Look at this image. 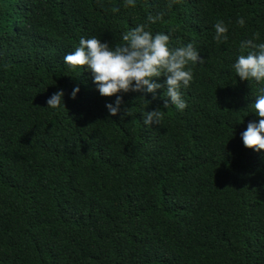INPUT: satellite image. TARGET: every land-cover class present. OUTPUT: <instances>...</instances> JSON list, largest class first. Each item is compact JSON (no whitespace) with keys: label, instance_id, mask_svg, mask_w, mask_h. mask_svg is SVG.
<instances>
[{"label":"trees","instance_id":"1","mask_svg":"<svg viewBox=\"0 0 264 264\" xmlns=\"http://www.w3.org/2000/svg\"><path fill=\"white\" fill-rule=\"evenodd\" d=\"M157 14L153 32L204 59L188 107L146 96L163 118L145 126L139 94L119 93L132 116H109L115 97L64 56L81 37L121 44ZM257 32L264 0H0V264H264V150L240 138L260 119L257 86L231 71ZM61 89L65 108H48Z\"/></svg>","mask_w":264,"mask_h":264},{"label":"clouds","instance_id":"2","mask_svg":"<svg viewBox=\"0 0 264 264\" xmlns=\"http://www.w3.org/2000/svg\"><path fill=\"white\" fill-rule=\"evenodd\" d=\"M128 7L135 5V0H124ZM162 16L149 15L147 23L137 24L122 35L123 43L110 46L107 42L93 36L81 37L74 51L64 56L63 62L70 67H79L80 71L91 74L92 82L100 96L115 97L114 101L105 104L109 116H132L129 107L119 93H137L143 101L140 111L142 123L145 126L158 124L163 114L161 108L145 109L152 100L163 99V108L174 106L177 111H184L188 104L183 98L182 89L190 86L194 79L192 66L203 64L194 42L182 43L179 38L173 44V35L168 32H153L149 27L160 20ZM246 19L237 17L236 24L244 27ZM213 39L218 44L226 43L229 39V27L224 20H218L213 25ZM241 54L237 55L231 65V71L241 81L255 84L252 112L258 119L249 122L246 130L240 134L243 146L256 152L264 150V40L260 33H254L251 38L240 41ZM163 77L160 82L159 78ZM163 90L158 96V90ZM80 91L79 85L72 88L68 94L75 99ZM64 91L57 90L46 101L47 107L57 109L64 107ZM65 108V107H64Z\"/></svg>","mask_w":264,"mask_h":264}]
</instances>
